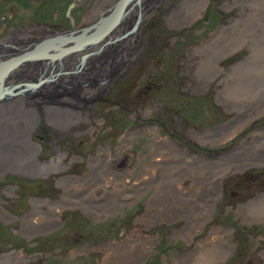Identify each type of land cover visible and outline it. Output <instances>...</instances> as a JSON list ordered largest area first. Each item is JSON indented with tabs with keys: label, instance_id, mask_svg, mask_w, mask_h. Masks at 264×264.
Listing matches in <instances>:
<instances>
[{
	"label": "rangeland",
	"instance_id": "rangeland-1",
	"mask_svg": "<svg viewBox=\"0 0 264 264\" xmlns=\"http://www.w3.org/2000/svg\"><path fill=\"white\" fill-rule=\"evenodd\" d=\"M68 1L70 0H0V46L4 45L5 41L8 42V36L21 29L29 30V36L22 38L21 44L32 43L34 38L42 36L46 31L55 32L62 28L81 29L95 23L108 4L117 0H97L87 12L88 17L85 15L86 11L83 12L84 15L81 14L82 7L69 6L73 9L71 17L75 20L72 24L70 18L63 16ZM94 1L82 0L80 3L87 5ZM196 1H201V8L197 14L191 16V7L188 10L187 6ZM150 6L136 33L128 37H133L132 41L134 40L128 54H124L125 58L131 55L129 66L121 70L120 67L118 74H113L109 77L110 80L100 84L99 92L94 91L85 101L84 110L88 113L93 109L100 111V114H114L118 117L117 110L120 108L112 107V104L126 107L127 104L132 106L140 101L143 113L146 111L147 114L154 106H161L163 109L165 106L169 107L170 114L173 115V125L183 127V135L189 130L188 138L173 133V138L186 148L198 147L201 139H207L196 138L192 133L193 129L219 122L222 126V145L228 142L239 145L240 141L242 143L247 139L253 141L251 146L249 144L250 150L253 149L249 154V158H253L249 159V175L261 172L262 176L255 182L241 180L243 177L238 170L241 165L239 159L234 157L233 162L222 159L218 167L227 168L221 172L219 179L221 198L217 199L219 194L218 197H212L213 204H209L214 205L212 211L202 207L199 210L202 214L199 221L201 230L193 229L190 231L192 234L183 233L182 229L188 230L189 217H182L187 214L186 210H183L182 214L166 218L171 216V213L166 211L164 206H156L151 211L155 222L150 218L141 223L128 220L122 225L121 221L115 219L103 228L94 224V239H90L96 242L93 251H88L90 254L87 258L79 256L73 263L113 264L112 258L123 257L132 258L129 264H264V217L261 219L258 215L261 210V214H264V194L249 203V208H254L252 212L249 208L241 207L238 210H230L224 205V197L229 196L231 188L246 189V183L249 181V192H253L256 190L254 188L261 187L264 180V0H152ZM96 17L98 18L95 20ZM133 25V21H128V24L126 22L125 30ZM116 60L110 61L114 63ZM66 89H69L68 94H73V88ZM101 90H104L103 98L97 99ZM93 98L96 101H93ZM63 102V97L58 99L59 104ZM39 113V119L35 120L31 130V138L39 144L37 152L40 159L51 154L47 157L48 161H51L55 154L50 144L54 142L57 146L59 143L63 148L68 139L67 146L76 147L77 141L71 142L69 134L73 135L77 126L88 125L87 119L73 121L68 124V129L57 132L43 119L42 111ZM152 113L156 111L153 110ZM162 118L167 119L165 112ZM171 123L170 120L167 121L170 127ZM235 123L239 127L238 130ZM40 129L52 139L44 142L43 136L46 135ZM230 132L232 134L228 135ZM73 137L74 140L77 139L78 133ZM207 141L208 139L205 142ZM241 149L245 150L242 147ZM176 153L172 152L168 158L180 159V155L178 157ZM157 156L161 158L160 155ZM61 160L64 161L65 156ZM194 160L191 157L188 159L191 164L182 161L172 164L170 162L176 168L174 172H178L174 181L170 179L171 185L173 182L178 184V195L181 194L183 198L187 196L186 200L192 191V177L197 175L189 173L194 168ZM245 161L242 160L243 163ZM156 165L158 167L159 163ZM25 174L28 172L21 173L9 167L0 168V194L1 191L21 192V184L24 185L25 181L29 180L27 178L33 179ZM31 174L36 175L34 179H40L57 172L51 171L46 175H39L38 172ZM238 181H241L240 186ZM93 188L99 195H103L107 189L106 184H97ZM119 189L117 187L108 190L112 195H117ZM152 190L154 189L150 186L142 192L140 198L143 205L148 201ZM156 191L157 188L153 194ZM172 196L176 197L174 191ZM163 199L159 198L160 201ZM169 199V202L174 200ZM245 199L246 197H242L240 200ZM213 226L214 233L217 232L213 237L219 241L210 242V230ZM1 231L6 237H16V232L0 224ZM137 232L147 235L146 244L140 248L136 246L140 240ZM128 233L135 235L130 236L127 240L129 242L123 245L125 240H120L128 238ZM201 237L208 241L203 247H199ZM106 238L107 243L103 249L97 248L100 243L97 241ZM107 245L117 246L108 248ZM210 249L216 254L205 255ZM113 252L116 254H112ZM204 255L208 258L207 261Z\"/></svg>",
	"mask_w": 264,
	"mask_h": 264
},
{
	"label": "flooded vegetation",
	"instance_id": "flooded-vegetation-1",
	"mask_svg": "<svg viewBox=\"0 0 264 264\" xmlns=\"http://www.w3.org/2000/svg\"><path fill=\"white\" fill-rule=\"evenodd\" d=\"M71 1L72 0L68 1L67 5ZM96 1L97 0L87 5H81V0L74 6L77 8L82 7L81 14L86 11L85 15L87 16V12L93 8ZM112 4H114V1H111L105 10ZM141 6L142 0H129L120 17L123 19L126 17L127 21L136 20L135 23L141 18V22L148 13L142 14ZM59 8H61V5H59ZM133 9L137 10L133 13ZM66 11L65 9L63 16H66L68 19L70 18L72 24L75 21L71 17L73 9L70 10L69 14ZM104 12L100 13L98 15L99 18L96 17L95 20L97 18V20H99L101 16L105 14ZM82 15H84V13ZM93 24L94 23L88 26ZM134 25L132 27H134ZM132 27L128 30H124L122 37L128 38L135 34L138 27L135 30H132ZM93 29L94 28H91V31ZM80 32H82V28H62L55 32L51 31V35H64L65 33L77 36ZM103 37L104 36L99 39ZM70 40H72V38L64 41L67 42ZM90 41L91 40H87V43L93 44L92 42H96V40L91 41V43ZM41 42L42 40L31 43L29 45L30 48L27 50L8 56L3 60L0 59V61L5 62L26 51H32L37 47L36 45ZM62 42L63 41L60 43ZM72 44H74V42ZM102 45H91L85 49V51H87L85 53H88L87 56L91 55L93 52L95 53L101 50L103 48ZM91 51L92 53H90ZM126 52H129V45ZM131 59V55L129 54L126 58L123 56L120 62L111 63L110 61L109 75L105 77H93V80L97 81L98 88L100 84L110 80L111 78L109 77L117 73L120 67L121 70L129 66L130 63L128 61ZM81 60L82 56H80L79 62L76 64L77 68H74L75 71L73 69L72 72H79L82 66ZM2 88H5L4 93L2 92ZM8 88L10 87H8L7 84L3 85L0 80V93H2V95L9 92L7 91ZM14 88L11 89L14 90ZM17 88L20 89L21 86ZM95 91L97 93L99 89ZM103 92L104 90H101V94L97 96V99H101ZM139 94L141 95L142 93L140 92ZM93 99V101H96L95 98ZM140 105V101H137V103L132 106L127 104L126 107L119 106L117 103L112 104V107L120 108L117 110L118 117L114 114L107 116V114H100V111L90 109L87 114L88 125L85 127L77 126L73 131V135L76 136L78 133L79 137L74 140L72 133L69 134L71 136V142L77 141L76 147L67 146L69 143L68 139H66L65 144H63V148L59 146V143L57 146H55L54 142L52 143L53 145L50 144L52 152L55 153L53 155L54 159H56L54 163L60 160L62 165L48 172L50 173L53 171L57 172V174L49 175L47 172L48 176L40 179H34L36 175H29V177H33V179L27 178L29 179L27 182L23 179L25 184H21V192L1 191L0 224L2 227L8 228L12 232H16L14 233L16 237L9 238L4 236L3 231H1L3 234L0 232V264H75L73 262H75L79 256H85L84 258H87L86 256L90 254L88 251H93L94 243H96L90 240L91 238L94 239V224H99L103 228L110 221L112 222L115 219H117L118 222L121 221L120 224L122 225L127 223L128 220L134 223H141L142 221L139 219H147L150 205L158 202L156 200V193L153 194L154 190L157 188L155 182L161 177H167L173 174L176 169L171 165L173 162H184L185 160V164H191V162L188 161L191 157L195 159L193 167L204 163H215V170H219V162L222 161V159L224 161L230 160L233 162L236 155L245 153L244 160L246 161L243 163V159H239L241 166L238 170L240 176L243 177L241 180H251L255 182L262 176L261 172L256 175H249V154H251L253 150H250L251 147H249V144L251 146L253 141L247 139L242 143L240 141L239 145H237V143L231 144L230 142L222 145L220 143L222 139L220 129L222 126L219 122H216L196 130L193 129L192 131L198 139L207 137V143L205 142L207 139H201V144H197L198 147L186 148L182 146L178 140L173 138L174 132L183 135L182 132L184 128L179 125H173V115L172 113L170 114L169 107L167 108L165 106L163 109L161 106H157V108L154 106L151 112L147 114L146 111L143 113ZM153 110H155L156 113H152ZM164 112L166 113V120L162 118ZM169 120L172 122L171 127L167 124ZM40 131L45 133L42 129H40ZM45 135V137L43 136V141L47 142L49 136H47L46 133ZM189 136L190 133L188 130V133L181 137L188 138ZM51 139L52 137L50 136L49 140ZM241 147L245 148V150L243 151ZM174 151L177 152L176 154H178V157L180 155V159L175 158V160H173L172 157L170 159L168 158ZM157 155H160L161 158ZM48 156H51V154L45 155V157L42 156L41 159L48 161ZM63 156H65L64 161L61 160ZM157 163H159L158 167L156 165ZM233 166L234 165H232V167ZM226 168L227 166L224 167V169ZM38 174L46 175V172ZM220 178L221 174L214 179L217 190H215V194H213L214 192L210 194L211 198L214 195L218 197V194L220 196L217 199L221 198L219 192ZM68 179L72 181L65 186L64 183H66ZM97 184H106L107 189L103 195L95 193L96 189L93 187L97 186ZM238 184L240 186L241 181H238ZM150 186H152L154 190L150 192L149 198L145 196L146 199L148 198V201L144 202L143 205L140 196L142 192ZM249 186L250 184L248 181L246 183V189L231 188L229 190V196L227 198L224 197V202H226L224 204L225 208L229 207L230 210H238L240 207L242 209L249 208V203L264 194V180L261 182V187L254 188L256 190L253 192H249ZM117 187L120 188L117 195H112L108 190ZM91 190L93 194L92 197L90 196ZM152 194L153 196H151ZM114 196L117 199H115ZM242 197H246V199L243 201L240 200ZM213 201L214 198H212L208 204H213ZM213 208L214 205H209L210 211H212ZM36 214H39L37 215L38 217H35ZM261 219H263V217ZM48 224H50L49 227H47ZM151 224L153 223L151 222ZM137 233L139 234V232ZM146 236L147 235L141 233L139 236L137 235V237L141 239H145ZM212 237L213 235L210 236V242L219 241L218 238L215 239ZM123 240H125V238L120 241ZM97 242H100L97 244V248L100 247L102 250L105 243H107V238L99 239Z\"/></svg>",
	"mask_w": 264,
	"mask_h": 264
},
{
	"label": "bare ground",
	"instance_id": "bare-ground-1",
	"mask_svg": "<svg viewBox=\"0 0 264 264\" xmlns=\"http://www.w3.org/2000/svg\"><path fill=\"white\" fill-rule=\"evenodd\" d=\"M151 2L152 0H142V14L149 11ZM189 8L191 9V16L197 14L201 8V1H196L188 5L187 9L190 10ZM136 10L137 9H133V13ZM135 21L136 20H133V24L135 23ZM126 22L128 24L126 17L124 19L120 17L104 35V40L99 39L96 40V42L94 41L98 46L104 43L107 44L102 45L103 48L101 50L95 53L93 52L92 55L86 56L82 63V66L80 67L81 69L78 68L79 72L77 73L72 72V70L74 68H77L76 64H78L80 56H82L84 50L89 47L88 43L86 45H83L82 47H74L68 50H64L61 53L51 57H37L38 54H36L46 52L49 53L52 51L59 52L58 45H70L74 42L73 38L72 40L67 42L63 41L64 43H55L52 48H48L49 46H52L51 44H41L37 46L38 48L36 49V51L34 50V54L36 55H34L33 57H26L23 59L20 58L19 61L14 64L11 63L10 65H0V80L2 81L3 85L7 84V86L10 87L7 90L10 93L7 92L0 96V168L9 167L21 173L28 172V174L25 175H34L31 173H47L48 171L56 169L62 165L60 160H57L54 163V161L56 160L54 159V157L51 158V161L47 162L38 157L37 149L39 148V144L37 141L31 138V130L34 127L33 124L35 120L40 116L39 111H42L41 114H43V119L48 122L50 126H52L53 130L57 132H60L65 128L68 129V124L73 121L77 122L78 120L87 119L88 113L84 110L85 101H87L89 95H91L95 90H98L97 81L93 80V77H105L109 75V61L117 59L115 62H120L123 59L122 56L128 53L126 52L128 49V45L129 49L131 47L130 44L133 37L126 40L124 39V37H118L126 29ZM139 23L140 21L135 26L134 30L138 27ZM46 32L47 33H44L40 37H33L34 40L32 41V43L39 42L45 37H50L51 31ZM27 36H29L28 29L18 30L8 36V42L6 43L5 41V44L0 46V59L3 60L8 56L14 55L15 53H20L30 48L29 45L31 43L21 44V39ZM28 52L30 54V51ZM90 53H92V51ZM73 81H75L76 83H72ZM20 86L21 88L18 89L17 87ZM69 86L73 88L71 89V91L73 92L72 95H70V92L69 94L67 92L69 89L66 88H70ZM11 88H14V90ZM61 97H63L64 102L66 101V104H64V102L62 104L58 103V99ZM234 125L238 130L239 127L237 123H235ZM236 129L235 132L237 131ZM231 134L232 132H230L228 135ZM235 158L236 160L244 159L245 153L236 155ZM249 159L253 158L250 157ZM215 165V163H204L199 164L198 166L194 167L193 170H190L189 173H191L192 175H197L193 177V182L190 184L192 191L188 195L189 199L187 200L185 199V197L187 196L183 198L181 197V194H179L180 196L178 195V184L173 182V185H171L172 183L170 179L172 178L174 181V179L177 178L178 172H173L172 175L159 178L155 182L157 186L156 200L160 201L159 198L162 197L164 199L163 201L156 202L153 205H150L149 213L147 214L148 217L146 220H149L151 218V220L155 222L154 216H151V211L156 206H164L166 207V211L171 213V216L166 218H172L173 216L179 215L183 210H186L187 214H183L182 217L185 219L189 217L187 221L188 230L182 229L181 231L183 233L192 234L190 231L193 229L201 230L199 221L202 214H200L201 212H199V210L201 209V207L202 209L209 210L208 203L210 200H212L210 194H212L213 192V194H215V190H217V187L214 184V179L216 176H220L221 172L225 171L224 168H219L220 172L219 170H215ZM186 171L188 173L187 169ZM71 181L72 180L68 179L66 183H64V185L67 186ZM173 191L176 193V197H171V195H173ZM90 196H93L92 190ZM114 198L117 199L115 196ZM169 198H173L174 200L172 202H169ZM197 206H199V208ZM173 210L179 212H175ZM249 211H254V208L250 207ZM260 212L262 213L263 211L261 210ZM261 213H258V215L261 216L260 218L264 217V214ZM154 214L155 211L153 215ZM37 215L39 214H36L35 217ZM195 218H197L196 221L194 220ZM139 220L145 222V220L143 219ZM49 225L50 224H48L47 227H49ZM210 233L211 235H215V233H217H214V227L211 228ZM133 235L134 233H128V238H126L125 242L122 244H127L126 242H129L127 240L131 238L130 236ZM139 239L140 240L136 243V246L140 248L142 245L146 244L147 239ZM199 243V247H203V245L207 244L208 241L201 237ZM114 246L117 245H107L108 248ZM112 254L116 253L113 252ZM212 254L216 253L211 251V249L205 253V255ZM205 255L204 257L207 261L208 258ZM112 259H114L113 264H129L132 262V258L126 259L123 257H116Z\"/></svg>",
	"mask_w": 264,
	"mask_h": 264
},
{
	"label": "water",
	"instance_id": "water-1",
	"mask_svg": "<svg viewBox=\"0 0 264 264\" xmlns=\"http://www.w3.org/2000/svg\"><path fill=\"white\" fill-rule=\"evenodd\" d=\"M43 1H47V0H43ZM79 0H72L68 6H67V13L69 14L70 12V8L69 6H74L76 2H78ZM129 0H117L116 2H114V4H112L107 10H105V14L101 16V18L99 20H97L93 25L91 26H87V27H83L82 28V32L80 34H78L77 36H72L73 34H64V35H60L57 34L53 37H45L41 43L37 44L36 46H39L41 44L46 43V45L51 44L52 46H49L48 48H52L55 43H60L61 41L67 40V39H74V44L69 45V46H60L59 47V52H46V53H36L38 54V56H55L59 53H61L64 50H68L71 48H74L75 46L77 47H82L83 45L87 44V40H98L100 37L104 36L107 31L110 29V27L120 18L121 13L124 11V7L126 5V3ZM139 1V0H138ZM141 19V18H140ZM140 19L135 23L134 27H132V30L135 28V26L138 24V22L140 21ZM91 28H94L92 31ZM123 34L119 35L118 37L121 38ZM110 38V37H109ZM93 44H89V46L94 45L95 43L92 42ZM38 47H36L34 50L36 51ZM34 50H32L29 54L28 51L24 52L22 55V59L26 58V57H33L34 55ZM86 51H84L83 55H82V60H81V64L83 63L85 57L87 56L88 53H85ZM29 54V55H28ZM45 54V55H44ZM37 56V57H38ZM20 58L17 57H12L10 60L5 61L2 64H14L17 61H19ZM38 84V83H37ZM36 85V84H35ZM2 92H5V88H2ZM2 95V93H0V96Z\"/></svg>",
	"mask_w": 264,
	"mask_h": 264
}]
</instances>
